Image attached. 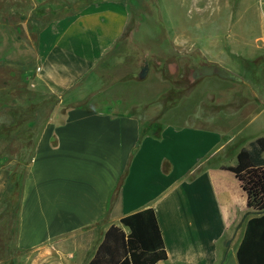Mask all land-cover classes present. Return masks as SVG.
Wrapping results in <instances>:
<instances>
[{"label": "crops", "instance_id": "crops-1", "mask_svg": "<svg viewBox=\"0 0 264 264\" xmlns=\"http://www.w3.org/2000/svg\"><path fill=\"white\" fill-rule=\"evenodd\" d=\"M53 1L65 13L39 30L35 80L44 88L38 93L57 99L65 116L35 121L14 235H0V264H89L113 225L128 234L121 219L149 208L168 255L157 264H239L254 214L225 167L235 166L239 151L263 130L236 157L225 155L239 135L219 132L210 117L145 132L143 117L115 95L123 82L95 73L125 32L130 0H0V17L35 16L39 3ZM93 75L99 88L90 92ZM258 106L243 107L245 116H264ZM21 160L0 161V210Z\"/></svg>", "mask_w": 264, "mask_h": 264}, {"label": "rangeland", "instance_id": "rangeland-1", "mask_svg": "<svg viewBox=\"0 0 264 264\" xmlns=\"http://www.w3.org/2000/svg\"><path fill=\"white\" fill-rule=\"evenodd\" d=\"M62 4L39 3L35 16L0 17V161L21 158L13 169L24 175L35 147V121L65 116L57 99L38 93L44 88L35 80L39 30L65 13ZM129 4L125 32L95 73L123 82L115 95L143 117L145 132L158 133L167 123L201 125V118L210 117L219 132L239 135L225 157H236L259 131L264 135V116L248 118L242 109L249 103L264 108V0ZM146 65L148 75L140 80ZM96 78L87 82L88 91L99 88ZM16 211L10 203L0 210V235L13 237Z\"/></svg>", "mask_w": 264, "mask_h": 264}, {"label": "trees", "instance_id": "trees-1", "mask_svg": "<svg viewBox=\"0 0 264 264\" xmlns=\"http://www.w3.org/2000/svg\"><path fill=\"white\" fill-rule=\"evenodd\" d=\"M233 172L247 193L249 213L245 234L238 250L239 264H264V137L244 146L237 164L225 167ZM11 171L7 199L18 208L24 173ZM129 229L112 226L89 264H157L168 259L156 214L149 208L121 219Z\"/></svg>", "mask_w": 264, "mask_h": 264}, {"label": "water", "instance_id": "water-1", "mask_svg": "<svg viewBox=\"0 0 264 264\" xmlns=\"http://www.w3.org/2000/svg\"><path fill=\"white\" fill-rule=\"evenodd\" d=\"M148 72H149V66L146 65L142 68V70L139 74V79L144 80L146 78V76L148 75Z\"/></svg>", "mask_w": 264, "mask_h": 264}]
</instances>
